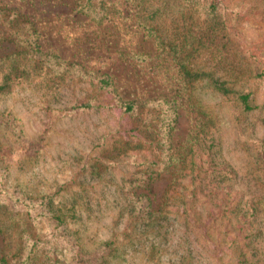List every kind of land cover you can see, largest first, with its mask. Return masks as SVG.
<instances>
[{"label":"trees","instance_id":"obj_1","mask_svg":"<svg viewBox=\"0 0 264 264\" xmlns=\"http://www.w3.org/2000/svg\"><path fill=\"white\" fill-rule=\"evenodd\" d=\"M70 1L73 11L98 25L115 16L133 18L155 52L125 53L122 59H127L131 69L128 73L134 77L143 75L152 83L161 80L166 86L164 92L122 98L114 74L44 50L34 22L17 8L0 2V44L14 47L0 56V95H10L36 81L35 85L45 87L42 109L56 118L117 110L119 122L95 147L115 152L111 159L127 156L128 150L144 152L139 153L141 166L120 188L131 212L130 224L148 225L162 219L164 208L153 209L149 195L143 191L161 174L169 173L173 180L165 203L172 199L179 204L184 227L200 228L192 221L200 197L212 201L220 190L214 181L233 175L221 153L218 132L226 117L221 106L231 104L238 115L249 114L257 108L251 96L264 79V53L257 55L252 42L243 33L239 35L233 24L245 16H262L264 7L259 9L254 2L264 0ZM245 87L250 90L245 92ZM198 90L218 96L220 102L203 103L196 96ZM183 106L197 114V130L194 142L177 146L173 133ZM126 121L130 122L129 128L123 126ZM261 125L263 128L264 123ZM192 148L200 163L188 157ZM39 150V142L31 144L28 154L35 156ZM12 153L0 131V224L4 220L9 222V228H23L15 249L10 245L0 247V264H107L117 253L115 242L104 241L86 249L67 230L63 215L53 207L55 194L33 196L18 186H7L9 171L4 160ZM130 157L137 158L136 154ZM131 159L126 157V163ZM97 160L89 165L91 172H99V167L107 164V168L115 169L122 162L100 157ZM179 177H187L188 184L178 182ZM177 185L181 187L174 191L172 187ZM253 211L250 206L248 216H253ZM236 264L251 263L240 258Z\"/></svg>","mask_w":264,"mask_h":264},{"label":"rangeland","instance_id":"obj_2","mask_svg":"<svg viewBox=\"0 0 264 264\" xmlns=\"http://www.w3.org/2000/svg\"><path fill=\"white\" fill-rule=\"evenodd\" d=\"M0 2L17 8L34 22L44 50L114 74L122 98L164 92L166 86L161 80L152 83L143 75L134 77L128 73L131 69L127 59H122L125 53L155 52L133 18L115 16L98 25L73 11L70 0ZM255 3L259 9L264 7V1ZM233 25L239 35L243 33L252 42L257 55L264 53V14L245 16ZM13 50L12 45L0 44V56ZM35 82L10 95H0V131L13 149L4 160L9 171L7 186H18L33 196L55 194L53 207L63 215L67 230L86 249L113 240L117 253L107 264H236L240 258L264 264V79L251 96L257 108L249 114L238 115L231 104L221 106L226 112L218 132L221 153L233 175L214 181L220 190L212 201L200 197L192 218L200 228L184 227L179 204L172 199L165 203L173 180L169 173L161 174L143 191L149 195L153 209L164 208L162 219L148 225L130 224L131 212L120 188L141 166L139 153L144 152L128 150L127 156L111 159L115 152L95 147L119 122L118 111L103 109L75 118H56L42 109L45 87ZM247 90L250 89L245 87ZM196 96L210 105L220 102L218 96L203 90H198ZM179 113L174 143L190 145L197 130V114L187 106ZM123 126L131 125L126 121ZM37 142L40 150L30 156L28 149ZM133 154L137 158L131 159ZM189 156L200 163L193 148ZM98 157L122 162L115 169L107 168V164L100 166L99 172H91L89 165ZM126 157L132 162L126 163ZM178 182L188 184V178L179 177ZM180 187L172 188L177 191ZM250 206L254 208L253 216H248ZM1 221L0 247L10 245L15 249L20 243L21 227L9 228V222Z\"/></svg>","mask_w":264,"mask_h":264}]
</instances>
